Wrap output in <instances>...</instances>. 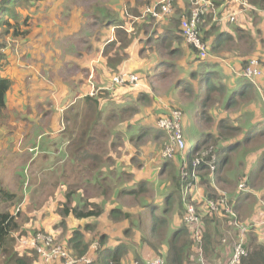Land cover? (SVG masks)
<instances>
[{
	"label": "crops",
	"instance_id": "crops-1",
	"mask_svg": "<svg viewBox=\"0 0 264 264\" xmlns=\"http://www.w3.org/2000/svg\"><path fill=\"white\" fill-rule=\"evenodd\" d=\"M0 1L2 4V0ZM20 1L22 2L19 4L18 0H13L12 2L14 4L13 11L11 12L12 19H10V23L12 24L13 28L11 30V33L6 35L4 42L5 47L2 48L4 50V53L7 55L6 59L9 62V65L5 69V72L1 73V77L8 78L11 81V88L9 89L6 96L8 116H6L5 114H3V116H0V161L7 156H10V154L13 155L18 151V108L24 107V105L28 101L30 102V107L32 108V110L36 109V106L38 107V111H40L42 117L48 115L50 112H55L54 115L56 116V121L49 120L50 123L53 124L52 133H42L35 136L36 143L30 150L33 151L40 148V150L36 152L38 154L37 158L42 156L44 157V159H46L52 154V151L46 148H42V145L44 144L43 137L45 135H49V137L53 140L52 145H56L57 151H63L60 150L61 148L58 146V144H61V146H68L73 143L77 136V132L79 133L76 139V143L78 144L80 136L83 130L86 128L88 119L91 116V114L90 116H88L89 110L87 107V102L85 101L86 96H93V93H95L96 95L98 93V90H104V88L109 87V84L111 82V75L113 74V71L110 66H108V58L104 55V50L114 41H117V48L121 47V42L120 40H118L117 34V28L119 26L114 23L116 16L121 20L120 24L121 26H123L122 28L126 30V33L128 35L124 53L130 54V59L126 58L124 64L119 67L118 75L125 73L128 75L139 76L143 82V86H141L139 81V85L136 88L124 86L118 87L116 89V96L119 101L121 100V105H130L129 102L125 101V96L130 92L139 93L141 95L149 97L153 96L155 88L150 85V82L156 85L157 88H159L163 84L168 83L170 78L174 76L177 77L175 79L177 83H173L172 86L170 85L171 90L174 92L181 91L185 87L183 86L185 82L187 83V85H193L194 83L196 89H200V85L204 87V85L208 86L210 84L212 86V90L210 91L212 92V94H210V98L207 100L200 99L199 101L212 102L213 104H215V107L216 105H222L221 107L227 109L225 110L226 113L230 111L229 100L234 98L233 95L237 93V91L240 90L244 85H246V91L247 93H249L248 100H246L247 102L251 101L253 97L257 98V96L262 97L264 95V77L262 76L258 78L256 85L252 80L248 78L251 81L250 82L245 77L248 69L250 68L251 62L246 68H244L245 61H247V59L249 60V57L252 54L251 51L255 52L254 55H261L264 58V54L260 52L263 48L259 47L257 49L260 43L259 39L264 36V20H262V18H259L260 14H256L254 17H252L244 13L239 16V23L243 26L241 27V29L247 30L250 37H252L254 40L253 49L249 50L251 48V45H247L245 42H241V39H239L238 43H234L235 46L224 50L220 54H218V52L214 50V42L216 41L219 33L229 32L228 28H225L227 23L221 22L220 20V22H217V24L212 27V23L209 22L210 18H208V20L205 21L203 34H207L206 42L208 45L207 48L209 56L206 59H202L200 54V57H198V54L196 52L190 50L184 38L179 34L180 21L177 19V17L180 18L181 16H183V14H187L189 10V3H186L185 0H175V5H177L175 6L174 16L165 21H162L158 26H156V24L154 25V23L156 22H154L149 15L146 16L145 10L146 6H149V2L150 5H154L159 0H126L123 5L118 7V10H104L96 6V10H94L93 16L89 15L87 19L83 14L79 15L78 19H76V8L74 9L72 15L74 16L77 24H79L78 28L82 30L83 27H86L88 25V27L90 28V34L81 39L82 41L80 42V49L83 50L79 51L80 56L73 59L79 61L80 63L69 61L70 69L72 68L70 73H67L69 69L65 71L62 69L60 70L59 74L56 72V79L54 81L55 83L49 84L44 79L45 75H43L42 77L40 75L43 55L52 58L53 62L49 64H51L55 70L59 69L56 67V63L59 62L60 64H62V62H60L62 61L60 59L62 55H60V50H58V48H55L53 44L54 38H52L50 41L47 38L43 40H34V38L38 36V33L36 32V29L32 27V25L34 23V26H36V22L40 18L46 21L48 18H46L43 14H48L49 12H51V8H48V1L45 2V0H34L32 4H29L30 0ZM226 1L227 0H222V7L228 10V15L230 14V6H228L230 3L228 2V4ZM7 2H11V0H6V3ZM5 4L1 5L0 9L4 6V10ZM119 11H122V13ZM217 11L218 10L216 8L215 12L217 13ZM18 12H20L21 15L20 26L22 32L32 28V31H26L27 34L23 37H18V33L15 32V29H18ZM212 12L214 13V9L212 10ZM231 12H234L233 6H231ZM6 15L8 18L11 17L8 14ZM103 16L106 17L105 21ZM221 17L222 15H220L219 18ZM213 22L215 23V21ZM258 23L260 24V26H258ZM231 25L232 24H230L229 26ZM261 32L262 34L259 35V33ZM56 37L57 36H55V38ZM27 39L30 42L33 41L32 47L29 48L34 50L32 57L34 67L32 73L35 72L34 75L36 76L35 80L32 81V85L29 84L28 88L26 87V85H21L20 87H18V46H22L21 51L26 52L25 45L27 46ZM85 41L88 42V45ZM261 41H264V39H262ZM244 45H246L247 47L244 48ZM52 48H54V51H51ZM88 49H90L92 52L98 51L99 55H96L94 57L90 56V52L87 51ZM47 50H49V53H46ZM113 54L114 52L109 53V56L113 58ZM93 61L96 63H104L106 67L102 66L101 68H99L97 64L91 66V63ZM67 63L68 62H65L64 64ZM80 68L82 69L81 72ZM221 68L227 70L231 75H233V90V85L228 79L226 80L228 81V84H226V81L224 79L215 76V73ZM48 71H51V73L53 74V68L49 67ZM82 73L84 78L82 77ZM57 76H59L60 78H57ZM19 77L24 78V75L21 74V76ZM40 78L41 80H39ZM94 78L97 79L95 83L92 81V79ZM195 91L197 90H194L192 92ZM41 94L49 96L50 99L54 101L55 107L53 110L51 108L53 104L49 103L47 105L48 100H45L44 96ZM218 95L223 96V102ZM32 99L34 100V102L32 101ZM243 104L244 102H242L241 105L237 109H235V111L239 110V117L237 118L223 117V112L222 110H220L221 108L218 112L214 111L210 113L207 120L201 119L200 114H198L196 116L199 118L198 125L193 126L192 132H190L189 137L193 140L201 141L208 136L216 137L222 134V144H224V147L226 146L225 142L237 141L239 142V144H249L251 138L250 140H247V136L257 135L259 131V129H255L252 131V124H255L257 122V124H259L258 127H260L261 129L263 128L264 106H259L258 108L254 106L256 109L255 110L252 105L247 104L243 106ZM133 106L135 107V102L133 103ZM242 109H245V111L243 112ZM197 112H199V110ZM32 113H34V110L32 111ZM31 118L32 117L29 116L28 120L33 124V121L30 120ZM257 119L259 120L255 121ZM56 125H59V127L54 130V127ZM199 125L202 128H200ZM224 125L233 126L237 129L241 128L242 131L237 132L234 129V132L227 133L224 131ZM143 128L149 129L150 126L145 124ZM56 130H61V132L55 133ZM7 134L9 135V137L7 138L9 140V145H5V143L3 142L6 139L4 137ZM71 134H73L72 138H70ZM217 138L218 137H216L215 139L217 140ZM227 147L230 148L231 146L227 145ZM75 149L76 147L73 148V150L69 151L76 152ZM15 157L18 156H14V158ZM33 158L34 157L32 154V160ZM245 158L247 160L250 159L249 157ZM76 161H78L77 157ZM75 165H78V167L80 168L78 173L88 174L90 175V177L92 176L91 178L102 175V178L105 180L106 185L108 184L109 180H106V178L103 176V173L100 172L99 174H96L91 165H89L91 167V170L81 163H77ZM247 165H251V163H247ZM45 166L47 165H43L44 168ZM63 173L64 171H62V174ZM15 174H18V171ZM62 174L59 178L62 177ZM64 176L65 175H63V177ZM50 181L51 183H59V180L50 179ZM111 181L114 182L113 180ZM59 185L62 186V182H60ZM2 186L6 188L3 184ZM42 187L43 186H41L40 189ZM9 190L13 193L18 194V191L14 192L12 189ZM87 190L92 191L90 189ZM106 194H108V197L104 195V191L100 193L96 191V194H94L93 196L89 195L85 196V198L93 206L103 211V213L97 215L93 221H100V219L102 218L100 216H106V219L108 221L107 224H104L103 226H92L87 222H91L89 219L94 218L93 216L76 219L71 211H68L65 215L68 216L67 218L62 219L58 214V208H60L61 206L59 205L64 202L58 200L55 202L54 210L50 211V213L53 216H59L57 217V219L62 226L58 227L56 224L52 225L53 223L51 221L56 219L52 218V220L45 222L44 225L40 227H42L45 231L48 230L52 232H61L63 230L70 229L69 233H71L72 236L75 232H78L76 231V228H78L79 232H81L83 236L84 243H87V234H90L91 232L97 234L96 230H99L100 228L102 231L99 233V240L98 242H96V244H99L100 247V244L102 242L107 241L106 243H104L105 249L102 248V251H106L110 253V255L115 253L116 251L123 252L124 245H129L125 237L130 233L129 227H131V223L129 226V221L125 220L126 222H121L120 220L124 219L116 220L111 217L114 210L124 209L120 204H118V200H120L119 198H117L116 203H113L109 198V190L106 192ZM87 201L85 207L86 212L89 213L91 209L89 208V204L87 203ZM80 206H82V203H80L78 207L73 208H79ZM42 212L46 213L45 210H43ZM74 221H76L78 224L77 226L73 227L72 224L75 223ZM243 221L247 224L251 222L245 220ZM83 223H86L85 226H82L84 225ZM100 224L96 223L94 225ZM107 228L113 230V232H110ZM124 228H126L125 231H123ZM210 229H212V227H210L209 230ZM114 230L117 231L114 232ZM259 230L263 232L264 235V219H260L259 221ZM113 233L115 234V237H109V234ZM70 238H68V247L71 248L72 244L70 243ZM109 238L115 243H108ZM89 246L90 247L87 253L82 258H90L89 255L94 251V247H92V245ZM16 250L18 252L17 246ZM128 252L130 254V251ZM190 255L191 254H189V256ZM162 259L166 264V260L164 258ZM141 262L143 264H146L143 258H141ZM133 263H135V259L133 260ZM33 264L39 263H35V261H33Z\"/></svg>",
	"mask_w": 264,
	"mask_h": 264
},
{
	"label": "rangeland",
	"instance_id": "rangeland-1",
	"mask_svg": "<svg viewBox=\"0 0 264 264\" xmlns=\"http://www.w3.org/2000/svg\"><path fill=\"white\" fill-rule=\"evenodd\" d=\"M48 1V8H51V12L48 14H43L46 18H48L46 21L42 18L38 19L36 22V26L33 23L32 27L36 29V32L38 33V36L34 38V40H43L48 39L49 41L53 39V44L55 48H58L60 50V59L62 61V64L59 62L56 63V67L59 68L57 70L54 69V67L49 64L52 63V58L47 57L46 55H43V60L41 62V77L45 75L44 79L49 84L55 83L56 79V72L59 74L60 70H68L67 73H70L72 68L70 69V62H76L80 63L79 61L73 60L75 58H78L79 51L83 50L80 49V42L81 39L88 36L90 34V28L88 26L83 27L82 30L78 28V25L76 20L74 19V16L72 15L74 9H76V15L77 18L79 15H85L86 19L87 17L93 16L94 10H96V6H98L101 9L109 10V9H115L118 10V7L123 5L126 0H45V2ZM34 0H30L29 4H32ZM177 5V4H176ZM175 1L173 3V10L175 12ZM211 3L209 2L208 6H210ZM47 9V7H46ZM45 9V10H46ZM23 10V9H22ZM155 9H146V16H148L149 11L154 12ZM84 13H83V12ZM86 11V12H85ZM122 13V11H119ZM20 12H18V19L20 18ZM53 16V17H52ZM73 16V18H72ZM150 16V15H149ZM173 15H170L163 20L154 23L156 26H158L162 21H165ZM152 18V16H150ZM177 19L180 21V26L184 20H186L185 17H177ZM230 25V24H229ZM258 26L260 24L258 23ZM26 30V29H25ZM32 31V28L27 30ZM2 30L0 31L1 34ZM29 34V33H28ZM259 33V35H261ZM264 34V29H263ZM55 36H57L55 38ZM200 37L203 39L202 33L200 32ZM29 38V37H27ZM264 39V36L259 39L260 43L257 47H262V51H260L262 54H264V44L261 43V40ZM33 42V41H32ZM32 42L28 41L27 39V46L25 45L26 52H22V46H18V87L21 85H26L28 88L29 84L32 85V81L35 80V75L32 73L33 70V53L34 50L30 49L29 47H32ZM86 42V41H85ZM83 43V42H82ZM189 43L188 41L186 42ZM202 43L206 45L207 43H204L202 40ZM247 45H250L249 42L245 41ZM7 44V43H6ZM88 45V42H86ZM191 44V43H190ZM83 45V44H82ZM189 45V44H188ZM49 47V46H48ZM244 48L247 46L244 45ZM89 48V47H88ZM51 51H54V48L51 49ZM90 56L94 57L96 55H99L97 52H92L90 49L87 50ZM4 52V51H3ZM46 53H49V50L46 51ZM101 54V53H100ZM134 56V54H133ZM132 56V57H133ZM125 57L128 59L130 57L129 53H125ZM130 59V58H129ZM254 61L252 60L250 63V68L254 66ZM65 62H68L67 64H64ZM264 62V58H263ZM101 68L102 66L106 67L104 63L101 62H92L91 66L96 65ZM17 66V64H16ZM53 68V74L51 71H48V68ZM228 67V66H227ZM257 67L261 71V73H264V67L261 62L257 61ZM7 68V67H6ZM80 68V72H81ZM97 70V68H96ZM63 71V72H64ZM161 71V70H160ZM84 72V71H83ZM66 73V74H67ZM21 74L24 75V78H20ZM114 74V73H113ZM118 73H115L117 75ZM160 74V73H159ZM215 76L224 79L225 81L228 79L231 84L233 85L232 90L234 88V77L231 75L227 70L221 68L215 73ZM83 77V73H82ZM140 80L141 86H143L142 79L137 76ZM57 78H60L57 76ZM84 78V77H83ZM170 78V77H169ZM177 77L174 76L170 78L168 83L163 84L161 87L157 88L156 85L150 82V85L155 88L154 95L153 96H144L139 93H132L130 92L125 96V101L129 102L130 105L125 106L124 108H127L129 106H133V103L135 102L134 110L136 111L134 117H130L132 113H127L125 115L121 114V117L123 118L120 123H118L117 127L118 130H115V133L120 136V138L123 140L125 147L122 146V142L118 141V145L113 147V154L116 157V160L114 163L118 161V167L121 166L120 163V154L122 153L123 148L126 149H134L135 152L138 153V155L143 159L141 162L137 160L136 165L141 164L144 165V168L138 172L139 176H143L148 172V175L151 176L156 175L157 180L155 181V184H153L152 191L147 194H138V195H129V197L121 196L122 198L118 200V204H120L124 212L132 214L133 218L131 222H129L132 225L133 222L134 226H132V229L134 231L133 235H130L132 233H129L125 238L127 239V242L130 247V254H128L124 259V264H134L133 260L135 259L134 253H140L141 256L143 255V259L146 262V264H164V256L161 257V253L164 254V251L161 250L156 251L151 246H149L148 243H144L142 239H140V236L142 234L148 233L145 228H143L139 223L144 219L145 216V210L144 206L150 201L155 202H161L162 204L165 202L166 198H162L161 196L164 195L163 192H165L164 188L167 187V191H173L176 189V185L178 184L179 179L181 178L180 175V161L178 166H173L170 169V173H175L177 176V180H173L170 176V173H163V171L167 168L169 164H174L177 162V160L181 157H184V150L181 149L180 145L178 144V140L184 137L182 140L185 144H191V148H193V145H195V141L189 137L190 132H192L193 126L198 125L199 118L196 117L198 114H206V117L209 116L212 112H218L219 109L222 110L223 117H229V118H237L239 117V110H230L228 113L225 112L223 107L220 105L213 104L212 102L207 101H199L195 96H191V94H188L187 91L183 88L181 91L174 92L171 90L170 85L172 86L173 83H177L175 80ZM248 79V78H247ZM41 80V78L39 79ZM97 79H92V81L95 83ZM149 80V79H146ZM218 83V82H217ZM226 84H228V81H226ZM191 87L194 90H197L195 88V84L191 85ZM203 89V87H201ZM44 96L45 100H48L47 105L49 103H52L53 106L51 107L52 110L55 107V103L52 99H50L49 96L45 94H41ZM141 95V96H140ZM222 102H223V96L218 95ZM140 97V98H139ZM19 99V97H18ZM264 95L253 97L251 101L247 102L244 101L243 106L249 104L253 107H259L264 106ZM21 100V98H20ZM34 102V100L32 99ZM254 107V109H255ZM34 110V113L32 111ZM30 107V102H26L24 107L18 108V151L10 156H5L3 160L0 161V182L7 188L12 189L14 192L18 191V196H24V199L20 205H18V223L20 226V232L25 230L29 236H23V241L27 240L26 238L33 236L34 230H41L40 232H43L47 236L51 237L53 239V244L56 246L64 247L68 250L69 253V260H71L72 264H83V262H79L77 259H72L73 254L72 251L68 247V238L72 236L71 233H69L70 229L63 230L61 232H52V231H42L43 228L40 226H43L45 222L52 220V218H56L53 221H51L52 225L62 226L57 219L59 216H53L50 211L54 210L55 202L60 200L64 203L61 205V210L58 208L59 212L58 214L62 219L67 218L68 216L62 215L65 212H68L70 208H73V206H79L80 203H82V206L79 207V210L86 211L85 203L83 200L85 199V196L94 195L96 194V191L98 193L104 191V195L108 197V194L106 192L109 190V185L105 183V180L102 178V175L96 176L95 178H91L88 174H81L78 173L80 168L78 165H75L77 163H80L78 154L76 152H72L69 150H73V148L76 147V139L78 137V132L75 140L70 145H62L58 144V146L61 148L60 150H65L66 155L62 156V151H57L56 145L53 144V140L49 137V135H45L43 137L44 144L42 145V148H46L50 151H52L51 156L44 159V157L40 156L37 158L38 152L40 148L35 150H30L35 145V136L38 134H50L52 133V127L53 124L50 123L51 121H56V116L53 112H50L46 116H41L40 111H38V107L36 106V109H33ZM199 110V112H197ZM256 110V109H255ZM120 113L123 112L119 108ZM244 112L245 109H242ZM4 114L8 116V109L4 111ZM244 115V114H242ZM29 116L32 118L30 119L33 121V124L28 120ZM132 118V119H131ZM184 119L185 122H187V125L184 126ZM142 120H144V124L150 126H156L159 125L161 122H167L169 124V128L167 131L171 135L165 136L160 135L159 142L151 140L150 142H144L143 144L134 145L130 141H126L130 133L127 132V128H131L132 124L135 122H140L142 125ZM240 123V122H238ZM242 124V123H240ZM16 126V125H15ZM59 125H56L54 127V130L57 129ZM200 127V125H199ZM202 128V127H200ZM156 129H153L152 131H155ZM158 130V128H157ZM136 130H132V133H134ZM60 131H57L55 133H59ZM161 133V132H159ZM158 133V134H159ZM9 134V133H8ZM6 135L4 138H6L3 142L5 145H9V140L7 139L9 135ZM193 134V133H192ZM22 138V140H21ZM57 138V137H56ZM173 141L172 147L175 150V156L178 152L179 155L175 158L173 155V150L170 146L164 150V146L167 143V141ZM192 141V142H191ZM38 142V141H37ZM1 144V143H0ZM75 145V146H74ZM203 145V144H202ZM201 145V147H202ZM190 148V149H191ZM256 146H250L247 145V143L242 144L241 150L237 153H235V167L232 169L234 172H236V178L240 174V171L243 170L245 166L241 164H245L248 162V160L243 157V154L245 151L247 153H250L254 149H256ZM163 149V150H162ZM189 149V150H190ZM32 154H33V160H32ZM208 154V153H207ZM206 154V155H207ZM14 156H18L15 157ZM76 157L77 160L76 161ZM207 157H210L209 155ZM44 159V160H43ZM181 160V159H180ZM215 160L216 156L211 159V162L213 163V168L215 167ZM139 162V163H138ZM45 166V168L43 167ZM15 166V168H14ZM126 167H123V169H118L116 172L114 171V174H111V177H109V180H113L116 182L127 181L128 178H135L137 174L134 173L131 175L129 171H124ZM121 170H123L121 172ZM146 170V171H145ZM249 168L247 169V171ZM18 171V174H15ZM64 171L61 178H56V176H59L61 172ZM182 176L183 178H187L191 175V179L187 181L188 183H193L195 181H198V184L200 186L196 187L195 195L193 203H199V202H208V203H215L218 204V211L217 214L213 215L217 219V223L219 224V234H215L217 231H212V229H204L207 233H212L214 235L213 243L211 245L206 244L203 240V237L197 233L198 236V242L188 249V253L191 254L188 258L192 261L193 264H232V260L234 259V243L236 239L238 238V231L235 229L233 225H230L227 219H225L222 216H228L225 212H223V208H227L225 204L221 202V200L217 199L218 197L211 198L209 196V193L215 190H209L205 188V184L201 183L200 180L195 179L193 174L189 172V167L185 166L182 170ZM63 175H65L63 177ZM159 175V176H158ZM49 176V177H48ZM138 177V178H140ZM231 178V181L235 180V177L233 174H230L229 176ZM50 179L52 180H59V183L62 182V186L59 185V183H51ZM137 179V178H136ZM135 179V181H136ZM142 179V178H141ZM215 184H218L219 180L217 175L215 176ZM108 181V180H107ZM247 179L245 181L240 182V186H246ZM43 186L41 189L40 187ZM48 188H47V187ZM108 186V188H107ZM122 186V185H120ZM31 187V188H30ZM147 187H150V185H147ZM87 189H90L92 191H88ZM232 189V188H227ZM71 191L75 192L77 194L80 193L82 201H74L73 204H70V201H67L66 194L70 193ZM231 192V191H229ZM189 193V189L185 188L182 192V198H187ZM78 198L77 196L75 199ZM217 199V200H216ZM183 200V199H182ZM117 201H115L116 203ZM111 203V202H110ZM184 205H186V213H185V219L187 216H190L189 210L193 207L192 204L186 202L184 200ZM90 209H96V207H89ZM45 210L46 213L42 212ZM179 205L176 203L175 206H173L167 214H162V216H168L169 219H172L174 217V220L179 219ZM184 213V208L182 209ZM180 212V211H179ZM210 212H215L212 208L210 209ZM181 216L183 215L180 212ZM193 216H198L195 212V209L193 207ZM201 215H205L204 212H201ZM180 216V217H181ZM259 216H264L263 209L259 210ZM102 217L100 221H93L96 217L90 218L89 220L92 226H103L104 224H107L108 221L106 219V216H100ZM183 217V216H182ZM201 220H207L209 216H199ZM230 218H233V216H229ZM78 217H76L77 219ZM197 220H199L198 217H195ZM211 218V219H213ZM182 218L178 221L180 222ZM121 222H126L125 220H120ZM72 224V226H77V222ZM101 222V224H100ZM100 224V225H94V224ZM85 226L86 223H83ZM183 225V222L180 226ZM53 227V226H52ZM82 228V227H81ZM108 229V228H107ZM126 228L123 229L125 231ZM110 232H113V230L108 229ZM24 231V232H25ZM76 231H79L78 228H76ZM102 230L99 228V230H96L95 234L94 232H91L90 234L86 235V241L87 243L90 242V245L94 247V251L99 249V244H96L99 240V233ZM117 230H114L116 232ZM26 234V233H25ZM23 234V235H25ZM17 241L16 246L18 247L19 241L22 239V237L18 236V233L15 234ZM109 237H115V234H109ZM148 237V236H147ZM264 238V236H263ZM150 241H152V238L150 237ZM156 244L163 245V240L161 239H154L153 240ZM98 247L96 249L95 247ZM161 247V246H160ZM225 251H224V250ZM38 256V255H37ZM35 263L39 264H45L44 260L41 259V257H37ZM60 264L64 263V261H60ZM85 264H89L88 262H84Z\"/></svg>",
	"mask_w": 264,
	"mask_h": 264
},
{
	"label": "trees",
	"instance_id": "trees-1",
	"mask_svg": "<svg viewBox=\"0 0 264 264\" xmlns=\"http://www.w3.org/2000/svg\"><path fill=\"white\" fill-rule=\"evenodd\" d=\"M185 1L187 3L189 0ZM209 1L211 2V5L206 8V11L204 8V12L200 16V20L202 23L200 27H198V31L202 33L203 42L207 43V34L204 35L203 32L205 21L210 18L209 22L212 23V27H214L215 24H217V22H220L221 20V22L227 23L225 28H228L229 31L225 33H219L216 41L214 42V50H216L218 54L222 53L228 48H232L233 46H235L234 43H238L239 39H241V42H249L251 45V48L249 50L253 49L254 40L252 37H250L247 30L241 29V27L243 26L239 23V16L244 13L252 17H254L256 14H260L259 18H262V20H264V0H247L245 4L229 2V0H227L226 2L230 3H228V6H230V14L228 15V10L222 7V0ZM12 2L13 0L7 3L6 0H2L1 4L0 1V6L6 3L5 9L3 10L4 6L0 9V31L2 30L0 34V49L5 47V37L6 35L11 33V30L13 28L12 24L10 23V19H12L11 12L13 11L14 4ZM21 2L22 1L18 0V4ZM148 5L149 6H146V9L152 7V5H150V2L148 3ZM231 6H233L234 12H231ZM216 8L218 10L217 13L215 12ZM213 9L214 13L212 12ZM6 14L11 17L8 18ZM190 14L191 12L188 10V13L183 14V16L188 17ZM220 15H222L221 18H219ZM103 17L105 21L106 17ZM118 18L119 17L116 16L114 23L119 26L117 28V34L118 40H120L121 42V47L117 48V41H114L104 50V55L108 58V66H110L114 74L111 75L112 77L109 87L104 88V90H98V93L96 95L86 96L85 101L87 102V107L89 110L88 116H90V114L91 116L88 119L86 128L83 130L75 149L76 153L78 154L80 163L84 164L85 167L90 170L91 167L89 165H91L95 170V173H103V176L106 178V180H109V177H111V174H114V171L116 172L118 169H123V167H126L124 171H129L131 175L135 171L134 174H137V176H135L134 179L133 177L128 178L126 182L122 180H120L119 183L116 181L112 182L111 180L108 181V185L110 186L109 198L113 203H115L117 198L121 199V196L129 197V195L147 194L151 192V186L155 184V181L158 178H156V175L153 174L149 176L148 172L141 177L139 176L138 172H140V170L144 168V165H136V162L137 160L141 162L143 159L138 155L137 152H135L134 149L125 150L123 148L122 153L120 154L121 166L118 167V161L114 163L117 156L115 157L113 154V147L118 145V141H121L123 143L122 146L125 147L123 140L119 135H117V133H115V130H118V123H120L123 119L121 117V114L125 115L127 113H132L130 117L133 118L136 113L134 107L129 106L127 108H124L128 105H121V100L119 101L116 96V89L118 87L124 86H116L113 82V78L118 75H115V73H118L119 67L126 61L124 51L126 49L128 36L126 30L122 28L123 26H121L120 24L121 20ZM213 21H215V23ZM20 22L21 20L18 19V29H15V32L18 33V37H23L27 34V30L22 32ZM229 24L232 25L229 26ZM179 34L184 38L185 42H187L186 38L183 36L181 26ZM261 42L264 44V41ZM188 44L187 45L189 46L190 50L196 52L198 54V57H200L197 48L193 44ZM206 46L208 45L206 44ZM112 52H114L113 58L109 56V53ZM251 53L252 54L249 57V60L247 59V61H245L244 68H246L253 59H257L262 63L264 67L263 57L261 55H254V51H251ZM6 58L7 55L4 52H0V116H3L4 111L7 109L6 96L9 89L11 88V81L8 78L1 77V73L5 72L6 67H8L9 65V62ZM183 86H185L184 89L188 94H191V96H195V98H197L198 100H207L210 98V94H212V92H210L212 90V86L210 84L208 86L204 85L205 89L200 85V89H197V91L195 92H192L194 91V89L191 87V85H187L186 82ZM201 87H203V89H201ZM233 97L234 98L229 100V110L237 109L242 102L248 100L249 93H247L246 91V85L238 90L237 93L233 95ZM119 108L123 110V112L120 113ZM200 118L203 120L208 119V117H206V114H201ZM258 120L259 119L255 121ZM144 125V120H142V125L140 124V122H135L131 125V128H127V132L130 133V135L128 136L126 141L128 140L134 145H139L143 144L144 142H150L151 140L159 142L160 135H165L168 137L171 135V132L169 133L167 131L168 128L162 129L159 125H156L152 126L149 129H146L143 128ZM185 125H187V122H185L184 119V126ZM252 125V131L255 129H259V131L257 135L247 136V140H250L251 138V141L247 145L256 146L257 148L250 153L245 152L243 154V157L250 158L247 163H251V165H247V163L246 165L241 164L245 167L242 171H240V174L237 176V178V173L232 169L235 167V153L241 150L242 144H239V142L237 141L225 142L226 146L224 147V144H222V134L216 136L218 137L217 140L214 136H208L201 141L196 140L193 148H191V144H185L182 141L184 137H182L178 140V144L181 143L182 146H184L185 144L184 148L181 147V149L185 151L183 154L184 157H182L181 154V157L177 160L176 163L169 164L163 171V173H170L171 167L178 166V163L180 161L179 168L181 172L185 166H188L189 172L193 174L195 179H199L201 183H204L205 188L209 190H215L209 193V196H211V198L218 197L217 199H222L223 197H226L228 199L227 205L228 207L232 208V210L236 214V217L229 218V215L226 213L225 209L223 210V212H225L228 216L223 217L227 218L229 224L233 225L238 231V238L236 239L234 246L239 242L241 238V232L239 231L241 229L240 227L247 228L242 244V248L245 254L241 257V260L238 264H264V235L263 232L259 230V221L260 219H264V216L258 215L260 209H263L264 211V125L262 129L258 127L259 124H257V122ZM224 126V131L227 133L234 132V129L237 132L242 131L241 128L237 129L233 126ZM153 129L156 130L152 131ZM132 130L136 131L132 133ZM72 137L73 134L70 135V138ZM172 144L173 141L168 140L163 149L166 150V148L170 146L173 150L172 156H175V150L172 147ZM227 145H230L231 147L228 148ZM65 152V150L62 151L63 157L66 155ZM179 153L180 152L177 153L174 159H176ZM208 155L210 157H207ZM215 156L216 160L214 164L215 167L217 166L216 169L213 168V163L211 162V159ZM248 168L250 169L247 171ZM122 171L123 170H121V172ZM181 172L179 175V177L181 176V178L176 185V189L169 192L167 191V187L164 188L165 192H163L164 195H162L161 197L166 199L163 204L161 202L155 201L148 202L146 206H144V219L139 223L148 232L146 234H142L140 236V239H142L144 243H148L149 246H151L156 251L160 252L161 250H163L164 254L161 253V257L164 256L166 258V264H193L192 261L188 258V249L193 247L198 242L199 239L197 233H199L203 237L204 242L209 245L213 243L214 235L212 233H207L206 231H204V229H209L210 227H212V231L217 230L215 234H219L220 223H217V219L213 218L216 217L213 215L217 214V211L209 213L206 202L204 201L193 203L192 199H194L196 187L200 185L198 184V181L188 183L187 181L191 179V175L184 179ZM230 174L234 175V181H231V178L229 177ZM60 175L56 177L59 178ZM216 175L219 180L218 184H215L214 182ZM170 177L173 180L178 179L175 173H172ZM246 179V186L241 189L240 182L245 181ZM147 185H150V187H147ZM184 186L185 188L189 189L187 198H185V196L184 198H182ZM75 194L76 193L73 191L66 194L67 201H70V204H73L74 201H82L80 193L77 195ZM24 196L25 195H22L20 197L18 196V194L13 193L7 188H4L0 182V264H33V261H36V258L38 257L37 254L31 250L21 251L19 245L18 252L16 250L17 238L15 234L18 233V236L22 238L23 236H29L25 230V232L23 231L22 234L19 233L20 226L18 223V216L20 215H18V205L22 203ZM76 196L78 198L75 199ZM184 200L194 206L195 212L198 216H209V218L207 220H199V223L189 222L188 220H186L187 217L186 219L184 217L186 213V205H184ZM86 201L87 199L83 200L85 204ZM87 203L89 204V207H95L88 201ZM176 203L179 205V211L183 214V217L181 216L179 211L178 214L181 217L179 216L178 220H174V217H172V219H169L168 216H162V214H167L169 210L173 206H175ZM73 207L78 206L76 205ZM183 208L184 213L182 211ZM68 211H71L73 215L78 218H86L91 216L96 217L97 215L103 213V211L97 207L96 209H91L89 213L86 211H81L79 210V208H70ZM201 212H204L205 215H201ZM66 214L67 212H65L63 216H65ZM111 217L116 220L124 219L129 222H131L133 218L132 214L119 209L114 210ZM181 218L182 220L178 222ZM241 218L245 221L251 222L249 224L244 223ZM182 222L183 225L180 226ZM134 223L135 222H133L131 227H129L130 233H132L130 235H133L134 233L132 229ZM39 231L41 230H34V234ZM150 237L152 238V241H150ZM154 239L163 240V245L156 244L153 241ZM83 240V236L79 231L75 232L70 238L72 247H69V249L72 251L73 256L77 259H81L87 253L90 247V243H84ZM106 242L107 241L102 242L99 249L93 251L89 255V259L92 260L91 264H123V258H125L129 254L128 251H131L129 245H127L128 247L124 245L123 252L116 251L115 253L110 255V253L102 251V248L105 249L104 243ZM111 242L114 241L109 238L108 243ZM134 255V264H143L141 262V258L143 257V255L141 256L140 253H134Z\"/></svg>",
	"mask_w": 264,
	"mask_h": 264
},
{
	"label": "built area",
	"instance_id": "built-area-1",
	"mask_svg": "<svg viewBox=\"0 0 264 264\" xmlns=\"http://www.w3.org/2000/svg\"><path fill=\"white\" fill-rule=\"evenodd\" d=\"M175 0H159L157 3L152 5L150 9H155L154 12L149 11L148 15L152 16V20L159 22L163 20L164 18L173 15V3ZM190 4L189 11L191 14L187 16H183L186 18L181 24L182 33L183 36L186 38V40L193 44L197 50L199 51V54L202 59L208 58V48L206 45L202 43V38L200 37V32L198 31V27L201 25L200 16L204 12V8L206 11V8L208 7L209 0H189ZM229 2H235V3H242L245 4L247 0H229ZM211 3V2H210ZM149 9V8H147ZM146 12V10H145ZM147 14V12H146ZM233 20V18H232ZM3 49H0V52H3ZM257 60V59H254ZM258 61V60H257ZM257 61H254V66L248 69V72L246 73L245 77L249 78L253 81L254 84L257 85V79L261 76H263V73L259 70L257 67ZM139 78L135 75H128L125 73H122L120 75H117L113 78L114 85L116 86H129L131 88H136L139 85ZM94 92V91H93ZM95 95V93H93ZM159 126L162 129L169 128V124L167 122H161L159 123ZM180 147L184 148L182 144ZM241 189L244 188V186H240ZM223 204L227 206V208H223V210H226V213L229 216H233V218L236 217V214L232 210V208L228 207L227 202L228 199L226 197H223L222 199L219 198ZM206 206L208 210L212 208L214 211H218V204L215 203H208L206 202ZM194 207V206H193ZM193 207L190 208L189 214L190 216H187V219L189 222H195L199 223L200 217L199 216H193ZM195 209V208H194ZM195 217H198L199 220H197ZM239 230L241 232V238L239 240V244L237 243L235 245V252H234V259L232 260V264H238L241 260V257L245 254L242 244H243V238L246 231V227H240ZM27 240L23 241V238L19 241V247L20 250H31L34 253H36L41 259L44 260L45 264H60V261H64L62 264H72L73 262L69 260V253L68 250L61 246H56L53 244V239L43 232H37L33 234V236L26 238ZM96 249L98 248L95 244ZM74 257V256H73ZM72 259H77L76 257ZM79 262H88L89 264L92 263V260L89 258H81L77 259ZM165 264V261H164Z\"/></svg>",
	"mask_w": 264,
	"mask_h": 264
},
{
	"label": "clouds",
	"instance_id": "clouds-1",
	"mask_svg": "<svg viewBox=\"0 0 264 264\" xmlns=\"http://www.w3.org/2000/svg\"><path fill=\"white\" fill-rule=\"evenodd\" d=\"M230 218V217H229Z\"/></svg>",
	"mask_w": 264,
	"mask_h": 264
}]
</instances>
